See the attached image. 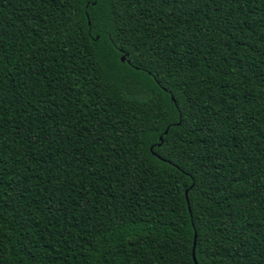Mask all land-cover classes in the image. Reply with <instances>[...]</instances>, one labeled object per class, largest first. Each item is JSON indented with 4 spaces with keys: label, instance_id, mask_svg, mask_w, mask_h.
<instances>
[{
    "label": "trees",
    "instance_id": "obj_1",
    "mask_svg": "<svg viewBox=\"0 0 264 264\" xmlns=\"http://www.w3.org/2000/svg\"><path fill=\"white\" fill-rule=\"evenodd\" d=\"M194 246L264 264V0H0V264Z\"/></svg>",
    "mask_w": 264,
    "mask_h": 264
},
{
    "label": "water",
    "instance_id": "obj_2",
    "mask_svg": "<svg viewBox=\"0 0 264 264\" xmlns=\"http://www.w3.org/2000/svg\"><path fill=\"white\" fill-rule=\"evenodd\" d=\"M122 61L125 62V57L122 58ZM168 131H166V134H167ZM187 199L188 198V192H187ZM195 246H196V242H195ZM195 246H194V252H193V258H194V261H195V264H198V261L196 259V256H195Z\"/></svg>",
    "mask_w": 264,
    "mask_h": 264
},
{
    "label": "snow or ice",
    "instance_id": "obj_3",
    "mask_svg": "<svg viewBox=\"0 0 264 264\" xmlns=\"http://www.w3.org/2000/svg\"><path fill=\"white\" fill-rule=\"evenodd\" d=\"M171 2H172V0H160L161 5H163V4H165V3H167V4L170 5ZM90 6H91V5H90Z\"/></svg>",
    "mask_w": 264,
    "mask_h": 264
}]
</instances>
